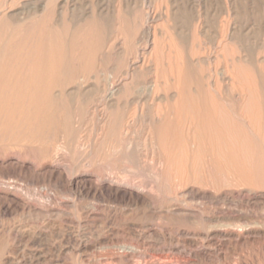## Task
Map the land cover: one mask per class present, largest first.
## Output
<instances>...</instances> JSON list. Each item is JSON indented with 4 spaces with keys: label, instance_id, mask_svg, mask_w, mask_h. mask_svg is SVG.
I'll use <instances>...</instances> for the list:
<instances>
[{
    "label": "rangeland",
    "instance_id": "1",
    "mask_svg": "<svg viewBox=\"0 0 264 264\" xmlns=\"http://www.w3.org/2000/svg\"><path fill=\"white\" fill-rule=\"evenodd\" d=\"M25 2L32 3L28 8L34 11L15 24V36L2 52L0 66L8 67V59L17 53L23 67H29L24 64L26 57L44 56L49 69L79 68L82 72L66 80L68 87H78L72 97L65 94L64 79L57 78L51 101L40 90L34 104L25 98L24 107L13 116L0 110V264H54L61 248L70 251V264H87L81 260L79 244L88 239L86 252L101 255L108 264H118L109 255L124 245L134 248L137 264H264V134L255 131L244 108L252 86L261 83L264 92V0H77L76 4L72 0H0V29L3 24L11 29V13ZM146 26L148 35L143 30ZM17 43L21 46L13 49L11 45ZM67 52L71 68L65 61ZM183 65L188 66V84L196 100L215 111V150L205 132L200 131L199 142L194 141V126L185 121L179 124L182 127L178 125V70ZM116 83L113 103L108 104L102 98ZM144 87L154 88L152 96L142 106L128 104ZM122 107L125 119L132 122L128 136L115 125ZM226 112L242 128V136L254 144L248 161L221 132L222 117L230 118ZM197 123L202 126L203 119ZM123 139H133L130 160L123 159ZM231 150L236 161L229 163L225 157ZM57 160L70 166L54 169ZM110 168L134 181L154 183L161 194L175 198L196 217L163 213L165 231L153 229L135 240L136 232L121 225L126 222L138 229L156 213L133 206L129 200L137 196L135 192L122 190L115 195L107 186L90 190L92 181L85 178ZM95 205L101 210L92 215ZM222 209L243 210L250 240L236 246L230 243L219 253H196V242L201 239L185 230L206 233L220 228L225 223L217 218ZM103 222L120 229L99 228ZM99 233L104 235L98 237Z\"/></svg>",
    "mask_w": 264,
    "mask_h": 264
},
{
    "label": "bare ground",
    "instance_id": "2",
    "mask_svg": "<svg viewBox=\"0 0 264 264\" xmlns=\"http://www.w3.org/2000/svg\"><path fill=\"white\" fill-rule=\"evenodd\" d=\"M73 2H75L74 4H76L77 0H72ZM79 1V0H78ZM102 2V0H101ZM32 4L30 2H25L23 3V6L19 9H17L16 11H14L13 13H11L10 15V22L9 26L11 29L7 30V27L5 26H1V35H0V59L2 58V52L5 49L9 48V40L11 38H13L15 36V31L17 29L16 27V23L22 18L24 17L26 14H31L34 10L28 8L29 5ZM74 6V5H73ZM153 16V15H152ZM148 19H150V15L147 16ZM154 21V20H152ZM150 22V21H149ZM94 25V24H93ZM148 25V24H147ZM100 26V25H99ZM154 26V25H153ZM152 26V27H153ZM6 29H5V28ZM151 27V26H150ZM19 30V29H18ZM144 34L148 35L149 31V27L146 29L144 28ZM152 36V35H151ZM193 36V35H192ZM199 37V36H198ZM148 38V37H147ZM146 38V39H147ZM145 40V39H144ZM174 42V41H173ZM22 44V42H19ZM19 43L17 44H13L11 45L14 48H16L17 46H21ZM143 44V43H142ZM192 44V43H191ZM199 45V44H198ZM146 46V45H145ZM149 46V45H148ZM156 47V46H155ZM167 48V45L165 46ZM196 47V45H195ZM165 48V50H166ZM147 49V48H146ZM140 50V49H139ZM179 51V50H178ZM168 53V52H167ZM162 54V52H161ZM164 54V53H163ZM8 56V55H7ZM150 56V55H149ZM165 56V55H163ZM157 57V56H156ZM8 58V57H7ZM65 61L66 64L68 65L69 68H71V64H72V57L68 54L65 57ZM163 58V57H161ZM182 58V57H181ZM166 59V58H165ZM170 59V58H169ZM237 59V58H236ZM180 60V59H179ZM178 60V61H179ZM183 60V59H182ZM220 60V59H219ZM235 60V59H234ZM45 61H46V57L44 56H29L26 57L24 59V64H27L29 67H23L22 66V57L21 55L15 53L10 59H8V67H6L5 69L3 67L0 66V110L3 111H7L10 112L11 115L13 116V113L16 111H20L22 107H24V100L25 98H29V101L31 104H34L37 96L39 95V91L40 90H44V93L46 94V98L48 100H52L53 98V89L55 88V82L53 81L54 79L57 80V78L60 79H64L62 82V86L63 89L65 90V94L66 96L72 97L73 95L77 94L78 92V87L77 86H71L68 87V84H66V80L70 79L69 77H76L78 76L82 70L77 68V69H58V70H52L49 69L45 66ZM171 61V59H170ZM177 61V62H178ZM239 61V60H238ZM237 61V62H238ZM140 62V61H139ZM157 62V61H156ZM184 62V60L182 61ZM227 62V61H226ZM137 63V62H136ZM152 63V62H151ZM220 63V62H219ZM240 63V62H239ZM162 64V62L160 63ZM1 65V63H0ZM138 65V64H137ZM166 66V64H164ZM169 65H172V62ZM175 65V63L173 64ZM189 65V64H188ZM228 65V64H227ZM239 65V64H238ZM237 65V66H238ZM136 66V65H135ZM161 66V65H160ZM163 66V64H162ZM236 66V67H237ZM173 68V66H171ZM170 67V68H171ZM175 67V66H174ZM178 67V66H177ZM240 67V65H239ZM241 69H244L243 66H241ZM111 68V67H110ZM251 68V67H250ZM254 68V67H253ZM190 69V67H189ZM178 70V69H177ZM253 71V70H252ZM160 72V71H159ZM170 72V71H169ZM175 72V70H174ZM173 72V73H174ZM191 72V71H190ZM193 72V71H192ZM238 72V71H236ZM156 73V72H155ZM179 73V98L178 99V105H177V113L179 115V118L177 120L178 125L182 124L183 121L185 122H189V124L192 125V127L194 126V133L192 134V139L194 141H198L197 138L200 137L201 132L203 131L205 132V134H207V136L210 137V144L212 149L215 150V138H213L212 135H214V133L217 131V127L215 125L214 121V109L213 106L208 107V106H203L200 104V102L198 100H196L194 93L191 91L190 86L188 84V78H189V70H188V66L186 67V65H183L182 67H179L178 70ZM251 73V72H250ZM255 73V72H254ZM257 73V72H256ZM255 73V74H256ZM177 72L175 73V76ZM237 74V73H236ZM247 74V73H246ZM253 74V73H252ZM254 74V75H255ZM193 75V74H192ZM195 75V74H194ZM168 76V75H166ZM171 76V75H169ZM174 76V74H173ZM172 76V78H173ZM240 75H238L239 77ZM242 76V75H241ZM240 76V79H242ZM246 76V75H245ZM256 77V75H255ZM167 78V77H166ZM177 78V77H176ZM175 78V79H176ZM194 78L196 79V76H194ZM247 78V77H246ZM252 77H250L251 79ZM258 78V77H257ZM168 79V78H167ZM171 79V78H170ZM198 79V78H197ZM239 79V80H240ZM264 79V77H263ZM238 80V79H237ZM248 80V79H247ZM254 80V78H253ZM257 80V79H256ZM58 81V80H57ZM172 80H170V83ZM190 81V80H189ZM197 81V80H196ZM195 81V82H196ZM246 81V80H245ZM244 81V82H245ZM251 81V80H250ZM263 81V80H262ZM194 82V83H195ZM247 82V81H246ZM255 82V81H254ZM264 82V81H263ZM262 82V84H263ZM169 83V82H167ZM200 83V82H199ZM59 84V85H60ZM178 84V83H177ZM251 84V83H249ZM259 87H251L249 90L250 93H247L248 96V100L245 105V113L247 115L251 116V124L254 127L255 131L257 130V132H260L262 134H264V92H261L260 88L263 89L261 83H259ZM172 84H170L171 86ZM209 85V84H208ZM241 85V82H240ZM245 85V83H244ZM118 86V83L114 84L113 86H110V89L108 91H106L105 95L103 96L102 99H104L106 101V103H113L112 101L114 100V94L116 92V87ZM178 86V85H177ZM200 87V85H199ZM177 88V87H176ZM201 88V87H200ZM219 88V87H218ZM154 89V88H153ZM153 89L150 87H144L141 89H138L135 96L132 98L131 101H129L128 104H135V105H139L143 102H146L153 94ZM156 91V90H155ZM202 91V90H201ZM242 91L244 92V90L242 89ZM61 92V91H60ZM174 93V92H173ZM178 93V90H177ZM102 94V93H101ZM212 94V93H211ZM58 95V94H57ZM199 95H200V90H199ZM203 95V94H202ZM63 96V95H62ZM102 97V96H101ZM168 97V96H167ZM175 97V96H173ZM172 97V98H173ZM58 98V97H57ZM60 98V97H59ZM158 98V97H157ZM176 98V97H175ZM174 98V99H175ZM204 98V97H203ZM171 99V98H169ZM173 99V100H174ZM177 99V98H176ZM56 100V99H55ZM160 100V99H159ZM165 100V98H164ZM171 100V101H173ZM246 100V99H245ZM101 101V100H99ZM168 101V100H167ZM171 101H170V105H171ZM206 101V100H205ZM214 101V100H213ZM222 101V100H221ZM60 102V101H59ZM66 103V102H65ZM97 103V102H96ZM175 103V102H173ZM42 104V103H41ZM67 104V103H66ZM44 105V104H43ZM111 105V104H110ZM159 105V104H158ZM211 106V104H209ZM203 106V107H202ZM57 107V105H56ZM136 107V106H135ZM216 107V105L214 106ZM40 108V107H39ZM173 108V107H172ZM220 108V107H219ZM47 109V108H46ZM137 109V107H136ZM169 110V109H168ZM173 110V109H172ZM136 112V111H135ZM224 112V111H223ZM230 112V111H229ZM227 114H230V113ZM218 113V112H217ZM225 113V115H226ZM40 114V113H39ZM102 114V113H101ZM136 114V113H134ZM220 114V113H219ZM9 115V114H7ZM132 115V114H131ZM218 115V114H217ZM242 115H244L242 113ZM135 116V115H134ZM165 116V114H164ZM7 117V116H6ZM31 117V116H30ZM42 117V116H41ZM166 117H169L168 115ZM221 117V116H220ZM231 114H230V118L229 116L226 117H222V126H221V132H224L225 135H227V139L230 140V142H234V148L236 150H239L241 152V154H243V160L244 161H248L249 160V154L251 152V149L253 148V142L249 139L248 136H242V128L231 118ZM127 118V117H126ZM159 118V117H158ZM200 118L203 119V125L202 126H198L197 122H199ZM244 118V117H243ZM247 118V117H245ZM244 118V119H245ZM6 119V118H5ZM4 119V120H5ZM114 119V118H113ZM164 119V118H162ZM170 119V118H169ZM234 119V118H233ZM7 120V119H6ZM38 120V119H36ZM247 120V119H246ZM170 121L172 122V120L170 119ZM248 121V120H247ZM14 122V121H13ZM12 122V124H13ZM68 122V121H67ZM154 122V121H153ZM158 122V121H157ZM176 122V121H174ZM202 123V121H200ZM15 123V122H14ZM131 119L130 120H126L125 119V109L124 107H122V109L120 111H118L117 113V118H116V123L115 125L117 126H121V130L122 133L127 135V131L129 130V127L131 124ZM159 123H161L159 121ZM217 123V122H216ZM17 124V123H16ZM176 124V123H175ZM8 125V124H7ZM5 125V126H7ZM14 125V124H13ZM158 125V124H157ZM163 125V124H162ZM165 125V123H164ZM163 125V126H164ZM170 124L168 123V126ZM188 125V123H187ZM220 125V124H219ZM160 126V125H159ZM173 126V125H172ZM172 126H170L172 128ZM180 126V125H179ZM251 126V127H252ZM174 127L176 128V126L174 125ZM174 127H173V131H174ZM182 127V126H180ZM66 128V127H65ZM118 128V127H117ZM250 128V127H249ZM247 128V129H249ZM149 129V128H148ZM157 129V128H156ZM164 129V128H163ZM188 129V128H187ZM246 129V130H247ZM57 130V129H56ZM158 130V129H157ZM156 130V131H157ZM165 130V129H164ZM170 130V129H169ZM180 130V129H179ZM251 130V129H250ZM253 130V129H252ZM251 130V131H252ZM114 131V130H113ZM163 131V130H162ZM188 131V130H187ZM192 131V130H191ZM249 131V130H247ZM164 132V131H163ZM254 132V131H253ZM173 133V132H172ZM223 133V134H224ZM131 134V133H130ZM134 134V132H133ZM146 134V133H145ZM188 134V133H187ZM257 133L255 132L254 135H256ZM172 135V134H171ZM175 135V133H174ZM191 135V134H190ZM253 135V134H252ZM251 135V136H252ZM261 136V134H259ZM128 136V135H127ZM151 136V135H150ZM149 136V137H150ZM173 136V135H172ZM184 136V134L182 135V137ZM131 137V136H130ZM258 137V136H257ZM120 138V137H119ZM173 138V137H172ZM171 138V139H172ZM175 138V137H174ZM173 138V139H174ZM185 140V137H183ZM204 138V137H203ZM148 139V138H147ZM172 139V140H173ZM209 139V138H207ZM260 139V138H259ZM133 140V139H132ZM131 140V141H132ZM227 140V141H229ZM255 140V138H254ZM83 141V140H82ZM131 141L129 140H122V146L126 149L123 159H128L130 160V158H132V153H131V148H132V144L130 143ZM164 141V139H163ZM180 141H182L180 139ZM186 141V140H185ZM202 141V140H201ZM200 141V142H201ZM220 141V140H219ZM162 142V141H161ZM170 142V141H169ZM188 142V141H186ZM199 142V141H198ZM197 142V143H198ZM222 142V141H221ZM176 143V142H175ZM219 143V142H218ZM227 143V142H226ZM254 143H257L254 142ZM260 143V142H259ZM257 143V144H259ZM264 143V142H263ZM260 143V144H263ZM177 144V143H176ZM187 144V143H186ZM189 144V143H188ZM222 144V143H221ZM232 144V143H230ZM229 144V145H230ZM82 145V144H81ZM120 145V144H119ZM144 145V144H143ZM162 145V144H161ZM170 145V144H168ZM178 145V144H177ZM183 144H181L182 147ZM192 145H194V143L192 142ZM203 145V144H201ZM219 145V144H218ZM264 145V144H263ZM151 146V145H150ZM184 146V145H183ZM189 146V145H188ZM186 146V147H188ZM191 146V145H190ZM189 146V147H190ZM223 146V145H222ZM227 146V145H226ZM260 146V145H259ZM173 147V146H172ZM175 147V146H174ZM201 147V146H200ZM208 147V146H207ZM264 147V146H263ZM58 149V147H56ZM54 148V149H56ZM61 148V147H60ZM183 148V147H182ZM209 148V147H208ZM209 150L211 149H208ZM222 148V147H221ZM225 148V147H224ZM223 148V149H224ZM227 148V147H226ZM57 149L54 153V156L58 155ZM143 149V148H142ZM176 148H174L173 151H175ZM192 149V148H191ZM189 149V151L191 150ZM206 149V148H205ZM202 149L203 152H205ZM230 149V148H227ZM232 149V148H231ZM59 150V149H58ZM77 150V149H76ZM114 150V149H113ZM154 150V149H153ZM201 150V148H200ZM213 150V151H214ZM256 150V149H255ZM254 150V151H255ZM179 151V150H178ZM186 151V150H184ZM193 151V150H192ZM197 151V150H196ZM194 151V152H196ZM218 151V150H217ZM223 151V150H222ZM228 151V150H227ZM238 151V152H239ZM154 152V151H153ZM163 152V151H162ZM183 152V151H182ZM198 152V151H197ZM234 152V151H233ZM233 152L232 150L229 152V155L226 156V160L227 162L231 163L234 159L233 156ZM235 152V153H238ZM259 152V151H258ZM264 152V151H263ZM263 152H261L262 154H264ZM158 153V152H157ZM164 153V152H163ZM169 153V151H168ZM181 153V151H180ZM187 152H185L186 154ZM199 153V152H198ZM202 153V152H201ZM215 153V151H214ZM123 154V153H122ZM166 154V153H165ZM174 154V152H173ZM191 154V153H190ZM195 154V153H194ZM193 154V155H194ZM204 154V153H202ZM213 154V153H212ZM220 154V153H219ZM258 154V153H257ZM156 155V153L154 154ZM178 155V154H177ZM187 155L190 157V155L187 153ZM211 155V154H210ZM209 155V156H210ZM158 156V155H156ZM165 156V155H164ZM181 156V155H180ZM183 156V154H182ZM187 156V157H188ZM212 156V155H211ZM134 157V156H133ZM167 157V156H166ZM168 157H170L168 155ZM173 156L170 157V159ZM185 157V156H184ZM193 157V156H192ZM217 157V156H216ZM224 157V156H223ZM152 158V157H151ZM158 158V157H157ZM206 158V157H205ZM213 158V156H212ZM215 158V157H214ZM148 159V158H147ZM156 159V158H155ZM154 159V160H155ZM161 159V158H160ZM173 159H176V157H173ZM181 159V158H180ZM183 159V158H182ZM188 159V158H187ZM224 159V158H223ZM222 159V160H223ZM258 159V158H257ZM134 160V159H133ZM162 160V159H161ZM262 160V159H261ZM163 161V160H162ZM162 161H157L158 165H160V167L164 164ZM178 161V160H177ZM194 161V160H193ZM198 161V160H197ZM203 161V160H202ZM201 161V163H202ZM236 161V160H235ZM18 164V160L16 161ZM195 162V161H194ZM193 162V163H194ZM260 162V161H259ZM182 163V162H181ZM204 163V161H203ZM215 163V162H214ZM213 163V164H214ZM66 164V163H65ZM206 164V163H205ZM210 164V163H209ZM193 165V164H192ZM203 165V164H202ZM208 165V164H207ZM215 165V164H214ZM21 166H23V164H21ZM70 165L66 166L60 162H58V160L56 162L53 163V167L54 169H63L66 170L67 167H69ZM175 166H176V162H175ZM200 166V163H199ZM198 166V167H199ZM209 166V165H208ZM141 167V166H140ZM159 167V168H160ZM164 167V166H162ZM180 167V166H179ZM185 167V165L183 166V168ZM198 167H196L198 169ZM212 167V166H211ZM235 167V166H234ZM245 167V165H244ZM195 168V167H193ZM213 168V167H212ZM249 168V166H248ZM16 169V168H15ZM162 169V168H161ZM186 169V168H185ZM216 169V168H215ZM250 169V168H249ZM157 170V169H156ZM209 170V169H208ZM243 170V169H242ZM264 170V169H262ZM52 171V170H51ZM54 171V170H53ZM162 171V170H160ZM185 171V170H184ZM193 171H195L193 169ZM244 171V170H243ZM146 172V171H145ZM156 172V171H155ZM158 172V171H157ZM165 172V170H164ZM181 172V170H180ZM179 172V173H180ZM191 172V171H190ZM263 172V171H262ZM84 172H81V174ZM138 173V172H137ZM154 173V172H153ZM163 173V172H162ZM197 173V172H195ZM220 173V172H219ZM218 173V174H219ZM51 174V173H50ZM58 174V173H57ZM211 174V173H210ZM169 175V174H168ZM194 175V174H193ZM202 175V174H201ZM252 175H254V173H252ZM261 175V174H260ZM198 176V175H197ZM204 176V175H203ZM209 176V175H208ZM57 177V176H56ZM88 177L90 178H85L86 180H90L92 181L91 186H90V190H93L94 192L101 190V188L103 186H107L108 188H110V191L112 192V194H117L122 190H127L129 191L130 194H133V192H135L137 194L136 197L132 198L130 196V200L132 205L135 206L137 209H149V212L151 213H156V216H153L152 219L150 218L151 222H143L141 223V225L138 226L137 228H131L126 222L121 225V228L123 229H133L136 233H135V240H139L140 238H143L145 236V234L151 230H159V232H163L166 230V226L165 223L163 222V213H166L167 216L169 215H173V214H177V215H183L186 217H196V214L194 211H190L185 209V207L180 204V203H176L174 202L175 198L172 199H168L167 195H163L161 194V192L158 189V186L155 185L154 183H142V182H137L132 180L129 176L124 175L121 176L119 175L113 168H110L109 171L107 172H93L90 173L88 175ZM139 177V176H138ZM163 177V175H162ZM199 177V176H198ZM206 177V176H205ZM161 178V177H160ZM211 178V177H210ZM209 178V179H210ZM227 178V177H226ZM244 178V177H243ZM256 178V177H255ZM139 179V178H138ZM159 179V178H158ZM212 179V178H211ZM261 179V178H260ZM167 180V179H166ZM225 182V181H223ZM257 183V182H256ZM169 184V183H168ZM259 184V182H258ZM257 184V185H258ZM264 185V183H263ZM212 186V185H211ZM170 187V186H169ZM16 188V187H15ZM83 188V187H82ZM81 188V189H82ZM162 189V188H161ZM169 189V188H168ZM190 189V188H189ZM222 189V188H221ZM13 190V189H12ZM197 190V189H196ZM171 192V191H170ZM50 193V192H49ZM16 194V193H15ZM256 194V193H255ZM210 195V194H209ZM244 195V194H243ZM251 195V194H250ZM258 195V193H257ZM56 196V195H55ZM69 196V195H68ZM198 196V195H197ZM240 196V195H239ZM207 197V196H206ZM58 199V198H57ZM93 199V198H92ZM248 199V198H247ZM257 201V200H256ZM59 202V201H58ZM250 202V201H249ZM184 203V202H183ZM222 203V202H221ZM224 203V202H223ZM58 204V203H57ZM64 204V203H63ZM71 204V203H70ZM28 205L30 207H35V203L33 204L32 202H28ZM60 205V204H59ZM61 207V206H60ZM108 208H111L108 206ZM237 208V207H236ZM100 209L99 206H94L93 210H94V214L92 215H96V211H98ZM228 209V208H227ZM101 210V209H100ZM201 210V209H200ZM237 210V209H236ZM240 210V209H239ZM222 212H219L220 214L218 215V220L219 221H224L225 223L223 225H221L220 228L217 229H211L209 231H207L206 233H203L201 231L198 230H185L186 234H194V235H198V238L201 239V241H197L196 244V253L199 251L200 253H210V252H221L224 251L225 248H227V245H229L230 243H234L235 246L237 244L243 243V241H246L248 239V232H246L247 228L246 225L244 224V220L247 218V215L245 213H243L242 211H229V210H220ZM249 215V214H248ZM149 216V215H148ZM250 216V215H249ZM95 217V216H94ZM151 217V216H150ZM96 218V217H95ZM102 218V217H101ZM147 218V217H146ZM145 218V219H146ZM69 219V218H68ZM210 219V218H209ZM252 219V218H251ZM94 221V220H93ZM117 224L115 223H104L102 225L99 226V228H108L111 231H115L116 229H120L119 227L116 226ZM97 230V228H96ZM251 230V229H250ZM101 232V231H100ZM120 231H118L119 233ZM125 232V231H124ZM252 232V231H250ZM256 233V231H255ZM95 234V233H94ZM101 235H104L102 233H99L98 237H100ZM253 235V233H252ZM147 236V235H146ZM151 236V235H150ZM93 237V236H92ZM252 239H254V237H251ZM258 238V237H257ZM263 238V237H262ZM107 239V238H106ZM251 239V241H252ZM111 240V239H110ZM250 240V238L248 239ZM255 240V239H254ZM264 240V239H263ZM92 241V240H91ZM103 241V240H102ZM124 241V240H123ZM259 241L256 239V242ZM212 242V243H211ZM247 242V241H246ZM250 242V241H249ZM254 242V241H253ZM247 244V243H246ZM258 244V243H257ZM87 245H89V239L88 240H83L80 242L79 247H80V251H81V260L86 261L87 264H108V263H104L102 260V256L101 255H95L93 254V252L91 254H88L86 252V250L84 248H87ZM123 245V244H122ZM231 245V244H230ZM242 245V244H241ZM256 245V244H255ZM63 247V246H62ZM75 247V246H74ZM104 247V246H103ZM69 248V247H68ZM83 248V249H81ZM181 249V248H180ZM59 250V249H58ZM65 249L61 248L58 252L57 255L54 256V264H70L69 261V256L68 254H70V251H64ZM67 250V249H66ZM70 250V249H69ZM79 250V249H78ZM112 250V249H111ZM134 248L133 247H129V246H123L117 249H115V251L110 252L111 255L110 259L115 260L118 264H137L133 261V257H134ZM191 251V250H190ZM65 257L61 258V254H63ZM189 252V251H188ZM194 252V250H193ZM80 253V252H79ZM192 253V252H191ZM100 254V253H99ZM106 254V253H104ZM161 254V253H160ZM193 254V253H192ZM39 255V254H38ZM186 255V254H185ZM197 255V254H196ZM217 255V254H216ZM40 256V255H39ZM108 256V257H109ZM137 257V256H136ZM230 257V256H229ZM187 258V257H186ZM205 258V257H204ZM212 258V257H211ZM50 259V258H49ZM108 259V258H107ZM191 259V258H190ZM230 259V258H229ZM20 260V259H19ZM112 260V261H113ZM200 261V260H199ZM224 261V260H223ZM227 261V260H226ZM43 262V261H42ZM109 262V261H108ZM197 262V261H196ZM211 262V261H210ZM192 263V262H191ZM111 264V262H110ZM159 264V263H158ZM181 264V263H180ZM188 264V263H187ZM218 264V263H217ZM220 264H239V263H220Z\"/></svg>",
    "mask_w": 264,
    "mask_h": 264
}]
</instances>
